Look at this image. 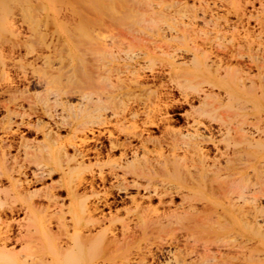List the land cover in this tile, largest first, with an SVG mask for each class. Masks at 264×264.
I'll use <instances>...</instances> for the list:
<instances>
[{"label":"bare ground","instance_id":"1","mask_svg":"<svg viewBox=\"0 0 264 264\" xmlns=\"http://www.w3.org/2000/svg\"><path fill=\"white\" fill-rule=\"evenodd\" d=\"M10 1L14 2L12 0ZM81 1L84 2V4L86 3V0ZM117 1L120 2L121 0ZM133 1L134 0L131 1L132 5ZM164 1L165 0L159 3H153L151 0H143L141 6L142 12H140V9V11H136L139 17L134 23L126 24L124 22V24L123 22H118L117 26L111 27L109 25H113V23L111 24L108 22V25H105L107 22L104 21L105 23L102 24V26L104 25L102 29H99L101 25L100 27L97 26L99 30H95L98 33L94 34V40L91 38V35H89V37L83 31L85 33L84 35H87L89 39L91 38L94 41V44L92 42L93 45L90 43L89 39L88 43L86 42V44L90 43L92 45L91 48L89 47L92 49V57H88L92 59H90V65V62L86 65L87 61L85 58L89 50L87 49L88 51L86 52L85 49L81 51L82 53L85 51L86 54H80L77 58L78 70L76 67V70L67 71L60 69L37 71L36 69V74L32 72V74L35 75L32 80L29 78L30 75H28V99L24 97L25 95L27 96V94H24L26 90H22L24 96L22 94L20 95L27 99L25 100L22 98L21 100L25 102L28 101V104H26L27 102L25 103V106L28 105V116L30 117L39 112L38 114H41V117L44 116L48 118L57 130L66 128L72 135L65 143H62L63 141L60 142L61 140L59 139L60 136L58 137L56 132H53L51 126L44 124L41 120H37L33 125H31L32 123H26L27 126L25 125L24 127H27L28 130L33 128L39 131L42 134L43 141L41 143L38 141V143L35 140L29 139L31 143L27 141L28 145L25 144L24 146L22 145L23 147L21 146V148H24L23 152L26 155V160H24V162L30 159L32 163H34L35 166L33 168L32 177L38 182H42L45 177H50L55 172L58 174L60 173V182L62 180L61 185L66 189V196L71 200L77 199L78 202L80 195H84L81 193L79 194V192H82V190L84 192L86 186L90 188L87 189L88 191H92L94 189L93 185L95 184L94 175L90 176L91 180L89 183L85 180V177L82 176L84 171L87 170L83 167L84 163L90 159L98 162L102 157L109 159L117 153V158L111 160L110 163L108 162V172L105 171L107 173H103L98 169L99 174L97 177L102 186L110 182V189L112 187L115 191L124 195V198L120 199V203L129 202L133 205L134 212L131 217L134 219H132L131 222L134 228L138 229L142 236L154 233L160 234L161 232L162 235H164L166 231L167 233L172 231L171 234H173V232L176 233L175 230L178 229L183 231L182 235H184L182 237H185L182 238L185 241L184 246H186H183V248L179 246L180 242L183 240L180 241L178 239L179 237L176 239L170 234L172 237H169L170 241L168 240L166 245L164 243L165 246L162 245L163 243L157 241L161 243V246L157 244L154 250H145L147 253L142 250L143 253L149 255L150 258L148 256H146V259L143 258L145 255L142 253L143 255H141L142 258L140 256V259H145L147 263L150 262V260L147 261L149 258L151 259V264H264V84L260 86L257 84V82H264V71H262L263 73L261 72V70H264V0H252V2H248L249 4L247 5H250V7H248L250 11L244 6L246 5L245 1H243L244 4L239 0H169L170 3L168 5L163 4ZM166 1L168 2V0ZM17 2L20 3L19 0L16 1V3ZM122 2L124 3L123 0ZM138 2H140V0ZM26 3L29 4L31 2L27 1ZM240 3L244 5L241 6ZM40 4L42 5V3ZM136 4L138 3L136 2ZM136 4L134 6H136ZM256 4H258V7L255 6ZM37 5H39L38 2ZM124 5L122 4V7ZM111 6H113L112 3ZM26 7L28 8V6ZM245 7L248 9V12ZM15 8L18 10L20 9V12L23 9L17 6H15ZM34 8L36 7L34 6ZM38 8L42 7L38 6ZM84 8L83 10L86 9ZM96 8L99 7L97 6ZM109 8L112 9L111 11L113 12V8L110 6ZM109 8L106 9L108 10ZM117 8L120 9L119 6ZM103 9L106 10L105 8ZM110 9L109 12H104H108V15L111 12ZM97 10L98 12H102L100 9ZM128 10L129 9H127L126 12L130 13L131 11L128 12ZM197 11L200 12L197 13ZM57 12H60L59 9ZM82 12L83 11H81V13ZM85 12L86 10L84 11V15L86 14ZM136 12L134 11V13ZM119 13L121 14L122 12ZM5 14L7 16V13ZM229 14L235 17L237 25H240L247 19L246 25L248 26V20H252L253 17H255L254 25L258 27L257 34L255 33L256 35H254L253 29L255 26L251 25L253 28H249L244 25L245 23L243 25L246 28L244 27V29L242 27V36L236 32L234 33L235 27L237 28V26L235 25L233 28L234 22L229 24ZM1 15L2 14H0V16ZM10 15L13 16V14ZM97 15L101 17L103 13ZM116 15H118L117 12ZM245 16L246 18L238 24V21ZM30 18L31 21H35L37 17L34 18L32 16ZM0 19H2V16ZM26 19L29 20L28 18ZM91 20L92 19L89 20V23L92 22ZM31 21L29 22L33 25L34 22ZM112 21L113 20H111V22ZM1 22L0 20V24H2ZM39 22L41 23V21ZM95 22V25H98L97 21ZM47 23L49 22L47 21ZM75 24L78 25L77 23H74V25ZM92 25V30H94V23ZM243 25L241 24V26ZM230 26H232L231 29L234 30L232 33L231 30H229ZM87 27H89V24ZM67 28L70 29V27ZM75 28L77 29V26H75ZM88 30H90V28H88ZM100 30H103V32ZM32 32L34 31H31V33ZM68 32L71 35V33L74 34L75 31ZM68 32L66 33L68 34ZM228 32H230V34ZM33 38H35V36ZM30 41L32 45L35 44L32 40ZM77 42L78 46L82 43V40H77ZM58 43L56 42L57 46L59 45ZM36 44L35 46H39V43L38 45ZM40 44H42V42ZM86 44L83 45L82 43L81 46H86ZM77 52L79 53L80 51ZM81 56L84 58L85 63L80 59ZM140 60H143L146 64L148 63L153 67L158 65L160 68H166V79H171V83L173 80L176 82V84L173 82V85L174 88L177 87L176 89H179L182 93L179 92L182 96V101L174 102L172 99H165L163 104L161 102L162 105L158 103L153 106H151L150 103V105H148V102L145 103L144 101L146 100H144L142 96L146 99L144 94L149 92L151 87L152 89L155 88L154 86L149 87V84L156 83V80L159 81L162 74H160L161 72L156 73L150 71V74L148 73L149 75L146 76L144 75L145 72L135 70L136 67L143 62ZM92 61H94L93 63L95 66L92 64ZM119 62H123V64L120 66L118 65ZM113 64H117L115 68ZM88 65L91 66V70H89L88 67V69L84 68L86 70L82 69L83 66L86 67ZM131 65H135L136 67ZM160 71L163 70L161 69ZM254 71L258 73L257 77L262 73V75L260 74L261 77L263 76V78L260 77L262 80L256 81L257 77L255 76L256 72L253 73ZM112 77H114L113 80ZM30 87L34 91H39V93L36 92L30 95ZM11 89L14 88H8L6 90L8 94H10L8 95L10 98L12 94ZM186 90L193 93L188 95L185 93ZM31 97H33V100H31ZM71 97L75 98L74 100L77 102L75 105H72L73 100L71 101ZM153 99L154 97L152 100ZM3 102L4 101H2V103ZM194 102L198 104L197 107H194ZM58 106L61 107L60 110L56 109ZM183 106H188L189 112H183L180 114L181 117L186 120L189 118L192 120L194 114H196V118H198V116H203L209 119V124L201 128L199 126V128H196L198 124L196 123L193 125L194 122L191 121L192 125L186 127L185 131H174L171 128L174 120L169 115V112L172 113V111L178 109L182 110ZM136 119H139L142 127L141 129L133 127L131 123H129V126L125 125L129 120L135 124ZM18 125H20V123H18ZM108 126L115 127L114 129L117 131L116 136L111 135L112 133L106 129ZM149 128L160 130L162 135L161 138L164 137V140L160 138L158 140L157 137L154 139L148 130ZM200 129L202 130L200 131ZM104 132L108 134L107 143L105 145L100 143V138L104 135ZM86 134H89L90 138H87ZM216 138L220 139L216 140ZM97 142H99L100 147L93 148L95 146L94 143ZM90 143L94 144L91 148H89ZM149 144L158 148H150L151 145L149 147ZM162 144H164V147ZM6 145H4V147ZM4 153L8 152L6 151ZM4 153L0 155V160L3 161V164L4 155H6ZM27 157L29 159H27ZM43 161L47 163L44 164ZM29 163H27V166H33V164ZM21 165L20 167H22ZM24 167H26V165ZM102 168H104V166ZM10 171V174H12V170ZM7 172L9 173V171ZM13 172L16 174L17 171ZM19 174L21 173L19 172ZM9 175L8 179L14 180V178ZM16 181L20 182V179ZM58 181L57 179V182ZM53 185H57V183ZM18 186L19 185H17V187ZM58 186L60 187V185ZM47 187L48 186L45 188ZM49 187L46 193L48 189H50ZM2 188L3 187H1V189ZM40 189H38V191ZM62 189L64 190V188ZM130 191H133L134 195H131ZM4 192L3 188V193ZM16 192V194L19 193L18 191ZM29 192L30 191L27 193ZM33 192H30L31 197L35 194ZM39 192H37V194H39ZM40 194H43V192ZM91 194L89 197H91ZM20 195L18 196L21 197ZM25 196L23 195V197ZM38 196H36V198H38ZM40 196L42 197L43 195ZM82 196L79 199L82 198L81 200L84 201L87 197L85 196V199H83ZM46 198H48L47 200L53 198V194L50 193ZM3 199L4 202H6V199ZM56 199L59 200L57 197ZM175 199L178 201L175 202ZM53 201L54 200L50 203L54 204ZM82 201L79 202L77 207L82 213L86 212L89 216L101 215L102 209H100V207H105L110 215L112 214V208L117 202L114 198L110 203L104 201V204L98 202L87 206L86 203ZM152 201L153 204L154 201L156 202L155 206L152 205ZM13 202L11 201V203ZM33 202L34 201L31 202L32 206ZM60 202H58V204L56 203L58 207L57 205H52L53 208L56 207L60 209V206H63L61 204L62 202ZM34 204L36 205V203ZM37 205L38 208L36 210H40L39 203ZM1 206L2 205H0V207ZM50 206L51 205L48 207L50 208ZM62 209L59 210L60 214ZM75 213H77V210ZM75 213L74 215L76 217ZM110 218L114 220V217L110 216ZM103 219L104 218H94L95 222H92V224L94 223L92 229L99 227ZM91 220H93L92 217ZM91 220L89 219L86 223L91 225ZM106 220L108 222L109 219L107 218ZM122 221L124 222V219ZM126 222L121 224V228H123L120 232L121 236H119L121 238H118L116 234L117 237H107V239H110H108V245L117 247L120 243H125L128 237H130V241H127L131 242V236L127 235H129L132 229H129L127 224L130 221ZM30 224H33L32 220ZM60 228L63 229V227ZM28 230L30 231V228ZM37 231L39 232V229ZM90 232L91 230L87 233L90 234ZM75 234L78 238H82V244L87 242L86 245H89L87 249H85V246L78 247L81 243L78 244V238H76V241L74 240V242H77V248H75V250L78 252L80 251L79 253L82 255L87 254L90 262L93 259L92 257L90 258V253H92L94 249L92 246L95 243L94 239H96V235L90 234V236L84 233L83 236L80 233ZM162 235L161 238H163ZM32 236L33 237H30L34 238L35 235L32 234ZM106 236L109 235L107 234ZM135 237L133 239H135ZM158 237L160 238V236ZM138 238H136V240ZM152 238L151 235V240ZM69 239L73 241L75 238ZM83 239L86 240L83 241ZM189 239H191L192 242L188 241ZM106 240H103L105 244L108 241ZM151 240L149 239V241ZM163 240L166 239L164 238ZM72 241L69 242L72 243ZM97 242H100V240ZM186 242H190L193 245L189 247L186 245ZM91 243L92 245L90 246ZM126 243L127 245L129 244L128 242ZM131 243L133 244L134 241ZM56 244L57 242L55 245ZM148 245L149 244H147V246ZM34 247L35 246H31L28 252L30 251L31 253L32 250H35ZM143 248L144 247L140 249ZM59 249L61 250L60 247ZM99 249L101 250V247ZM72 250L74 249L72 248L71 251H69L72 252ZM107 250H110V253L113 252L112 249ZM64 252L66 254L70 253L67 251V248ZM30 253H28V264L33 262H30L32 259ZM99 253L97 252L95 257ZM105 253L106 252H104V254ZM59 255L62 256L63 252L59 251ZM126 256L122 258L125 259ZM65 257L67 256L65 255ZM103 257H105V255H103ZM141 260H138L139 264ZM65 261L69 264L68 260ZM75 261L79 264L77 259ZM0 262L1 264H6V262L1 259ZM138 262L136 261V263ZM142 262L143 261H141V264H143ZM45 263L48 264L49 262L45 261ZM70 263L72 264V262ZM125 263L126 261L124 263L122 262V264Z\"/></svg>","mask_w":264,"mask_h":264},{"label":"rangeland","instance_id":"2","mask_svg":"<svg viewBox=\"0 0 264 264\" xmlns=\"http://www.w3.org/2000/svg\"><path fill=\"white\" fill-rule=\"evenodd\" d=\"M8 1H6V0H0V12H1L0 14H2L1 15L2 16V19H0L2 21L1 22L2 24H0V30L3 32L2 33L0 31V34L2 33L0 35V44H1L0 45V73H1L0 74V152L1 153H4L6 151L8 152V153H4V154H6V155H4V164H3V161L0 160V172H3V173H0V186L3 187L4 188V191L6 192V193L5 192L3 193V188L1 189V187H0V205H2L0 207V259L2 261H5L6 264H28V253H30V251L28 252V250H30L31 246L32 247L35 246L34 247L35 250H32V252L30 253L32 255V259H31L30 262L33 261L35 264H46L45 261L46 262H49L50 264H67V261H65V260H68L69 264H71L70 262H72V264H77L76 261H75L76 259H77V262L79 264H87L89 262V260H88L89 257H87V254L86 255H82L81 253H79L80 251L78 252V251L75 250V248H77L76 247L77 246L76 243L78 242V244H79L82 241L81 240L82 238H78L75 233H77V234L80 233L82 235L85 233L86 235H88L89 233H87V232L90 231V230H91L90 234H92L94 236L96 235L97 237L95 236V238H96V239H94L95 240V243L92 246V247H94V249L92 250V253H90L91 254L90 255V258L92 257L93 259L88 264H95L96 262L98 264H116L117 261H118L117 264L118 263L119 264H122V262L124 263L125 261H126L127 264H132V263L134 264V263H136V261L138 262V260H141L140 259V256L144 254L143 251L146 252V251H148L150 249L151 250H154L155 247H157L156 245L158 244V246H159L161 243H163L162 245L165 246L166 245V242L168 243V240L170 241L169 237L171 235L174 236L176 239L179 237L178 239L180 241L183 240L182 238H185V237H182L184 235V234L182 235L183 231H180L178 229H176V230L174 229L176 231V233L173 232V234H171L172 231L171 232H168V233H167V231L166 232L164 231L166 233L164 235H162V232L160 234H158V233L151 234L152 237H153L152 240H151V235L150 234L149 235L142 236L141 233H139V230L136 229V228H134V225H132V222H131V220L134 219L133 217H131V215L134 212L133 211L134 210L133 209L134 208L133 205L130 204L129 202H126V203H123V204L120 203V199H123L124 198V195L122 193H120V192L115 191V189L112 188V187L110 189V182H107V184L105 183L104 186L101 185V183H100V181H98V177H97L98 174H99L98 172L101 171L103 173H107L108 170H109L108 164L110 163L111 160H114V159L117 158L116 157L118 155L117 153L113 157H111L109 159H107L105 157H102L98 162H96L93 159L92 160L90 159V160H88V161H86L84 163V166L83 167H85L87 170L84 171V173L82 174V176L85 177V180L89 183L90 180H91L90 176L91 175H94V178H95L94 183L95 184L93 185V188L94 189L92 191L91 190H89V191L87 190V189H90L88 186H86V189L84 190V192H83V190H82V192L80 191L79 194L80 193L81 194H84L83 196L80 195V197L82 196L83 199H85L84 197L86 196L87 198L84 201H82L81 200L82 198L79 199L80 198L79 197L78 198V202H77V199L76 200L75 199L74 200H71V199L68 198V196H66V191H65L66 189H65V187L63 185H61L62 184V180L60 182V179H61L60 178L61 177V174L60 173L58 174L57 172H55L50 177H45L42 182L35 181L34 177H32V172H33V168H34L35 165H34V163H32V161L28 157H27V159H29V160H27L26 162H24V160H26L25 159L26 155L23 152L24 151V148H21L22 145L23 146L25 144L28 145L27 141L29 143H31L30 140H35L37 142L39 141L40 143L43 141V137L41 136L42 134L39 131H37L36 129H33V128H31L30 130H28L27 127H24L26 125V123H32L31 125H33L37 120H41L44 124L51 126L53 132L54 133L56 132V134L58 135V137L60 136L59 139L61 140L60 142L63 141L62 143H65L68 140V138L72 135L66 128H63V129H60V130L58 129L57 130L52 125V123L48 120V118H46L44 116L41 117L40 116L41 114H38L39 112L36 113L37 115L35 114V115L30 116V117L28 116V105L25 106L26 104H28V101H26L27 102L26 103L24 100H21L24 97H27V99H28V92H27L28 91V82L27 81L29 80L28 79V77H29L28 75H30L29 78L32 80L33 76H35L33 74H36L35 73L36 72V69H37V71H39V70H59V69L60 70H63V71L64 70L65 71H67V70H76V69L78 70L79 67L77 66L78 65V63H77L78 59L77 58L79 57L80 54H83V55L86 54V52L88 50L90 51V52L88 51V55L89 56L87 55V57H86V55H85V57L87 58V59L85 58V60L87 61L86 62V65L88 64V62H90L89 63V65H90L91 64V60H92L91 58H88V57L91 56L92 49H90V48L94 44V41H93L94 38H95L94 37L95 36L94 34L95 33H98L95 30L102 29V27H104V25L102 26V24H104L105 22H107L105 25H108V22H110L111 24L113 23V25H109L111 27L117 26L118 22H123V23L125 22L126 24L127 23H134V22H136V20H138V17H139V15H138L137 12L140 11L141 8H142L141 6H142V1L143 0H140V2H138L139 0H134L133 1V5L131 4L132 3L131 2L132 0H123L124 3L122 2V0L121 1L119 0L122 3L118 2L117 0H112L113 2H116V3H113L110 0H103V1H101V0H96V1L95 0H93V1L92 0L91 1L88 0V2L86 0L85 1L86 2L85 4L81 0L80 1L79 0L78 1H76V0H64V1L63 0H45V2H44V0H38V1H36V0H19L20 3H18V2L16 3V1H18V0H12L14 2H11L10 0H8ZM27 1L28 2H31V3H29L30 6L32 4L31 8H30L29 4L26 3ZM151 1H153V3H159V2H161L163 0H151ZM165 1H164L163 4H167L168 5L170 3L169 0H168V2L167 1L165 2ZM239 1L240 2L245 1L246 5H244L245 4L244 2H243L244 4L240 3V5L241 6L244 5L247 8L250 7V5H247V4H249L248 2H252V0H247V2H246V0H242V1L239 0ZM37 2H38L39 5H37ZM106 2H108V3H106ZM136 2L138 4H136ZM34 3H35V5H34ZM40 3H42V5ZM88 3H89V5H88ZM91 3H94V4H91ZM111 3H112L113 6H111ZM107 4H109V5H107ZM122 4L123 5L125 4V5L122 7ZM135 4H136V6H134ZM94 5H95V7H94ZM96 5L99 8H96L97 7ZM15 6H17L18 8L20 7L21 9L23 8L21 10L22 13L19 11L20 9L18 10L17 8H15ZM26 6H28V8ZM34 6L37 8V10H36V8H34ZM38 6L39 7L41 6L42 8H38ZM109 6L113 8V12L111 11L112 9L109 8ZM116 6L117 7L119 6L120 9H118ZM129 6H132V7H129ZM255 6L258 7V4H256ZM3 7L4 8L7 7V8L4 9ZM57 7H58V9H59L60 12H57V10H58ZM82 7L83 8L84 7L86 8V9L84 8L86 10V12H85L86 14L85 15H84V11L85 10H83ZM135 7H137V8H135ZM29 8H30V10H29ZM32 8H34V9H32ZM103 8H105V9L106 8H109L111 12L107 15V13L109 12V9L108 10L107 9L104 10ZM115 8H117V9H115ZM247 8H246V11L248 12V9L249 8L248 9ZM1 9H2V11H1ZM97 9H100L102 12H98ZM127 9H129L128 12L129 11H131V12L130 13H127L126 12ZM131 9L132 10L133 9H136V10H133V12H132ZM114 10H115V14H114ZM81 11H83L82 12L83 14L81 13ZM104 11H108V12H104ZM134 11L135 12L137 11V12L134 13ZM249 11H250V9H249ZM116 12H117L118 15H116ZM119 12H122L123 15H122V13L120 14ZM124 12H126V13H124ZM140 12H142V10ZM140 12H139V14H140ZM199 12L200 11H197V13H199ZM5 13H7V16L8 17L6 16ZM99 13H101V14L103 13V15H101V17H99V15H97ZM104 13H105V15H104ZM10 14H13V16L10 15ZM70 14H72V15H70ZM95 14L97 15V17H96ZM82 15H84V16H82ZM88 15H92V16H88ZM32 16L34 18L37 17L36 20L34 19L35 21H33V20L31 21V18L30 17H32ZM102 16L104 17V19H103ZM229 16H230V14L228 15V17ZM26 18H28V19L30 18V19L27 20ZM97 18L98 19L100 18V19L98 20ZM245 18H246V16L244 18L242 17L238 21V24H240L239 22L243 21ZM254 18L255 17H253L252 20L251 19L248 20V22H249L248 26L246 25L247 24L246 23L247 22V19L245 20V22H242L241 24L243 25L245 23L244 25L246 27L253 28L252 26H255L254 25L255 24ZM90 19H92L91 20L92 21L91 23H89L90 22L89 21ZM229 19H230L229 24L234 22L233 23V28H234L235 25L237 26V28L235 27V31L231 29L232 26L229 27V30H231V33L234 31V33L236 32L237 34H239V35L241 34L240 36H242L243 35V33H242L243 30L242 29L245 26L244 25L241 26V24L240 25H237V22L235 21V17L233 15H231L228 18V20ZM233 19H234V21H233ZM22 20H24L25 22L22 21ZM86 20H87V22H86ZM111 20H113V21L111 22ZM29 21L34 22V24L31 25V23ZM39 21H41V23ZM47 21L49 23H47ZM95 21H97V24L98 25H95V23H96ZM35 22H36V24H35ZM42 22L45 23V24H43ZM71 22H73V23H71ZM85 22H86L87 25L89 24V27H87V25L85 24ZM74 23H77L78 25H76V24L74 25ZM93 23L95 25V27H94L95 29L93 28L94 30H92V26H93L92 24ZM47 24H48V26H47ZM100 25H101V27H100ZM75 26H77V29L75 28ZM97 26H99L100 28L98 29ZM67 27H70V29L67 28ZM239 27L241 28V30H240ZM28 28H29V30H28ZM66 28H67V30H66ZM88 28H90L91 31L88 30ZM255 28H257V29H255ZM253 30H254V35H256L257 34L258 27L255 26ZM31 31H34V32L31 33ZM68 31H70V32H74L75 31V32H74V34L71 33V35H70ZM79 31H81V32H79ZM83 31L88 36L91 35V38L93 40L91 38L89 39L90 36L88 37L87 35H84L85 33ZM100 31L103 32V30H100ZM66 32H68V34ZM102 32H101V34H102ZM36 33H38V34H36ZM228 33L230 34V32H228ZM30 35H31L32 38L30 37ZM33 35L35 36L36 40H35V38H33L34 37ZM69 35H70V38H69ZM37 37H39V38H37ZM75 38L76 39L78 38L77 40H79V41L82 40L83 45H85L86 42L88 43V39H89L90 43L92 44V42H93V44L91 45L89 43V44H86V46H81L82 45V43H81L80 45L77 46V43L78 42H77V40ZM29 39L32 40L33 42H35V44L37 43L36 45H38V43H39V46H35L34 43H33L34 45H32L30 43L31 41ZM38 39H39V41H38ZM42 39H43L44 42L42 41ZM1 41L3 43H6V44H3ZM41 42H42V44H40ZM56 42L57 43L59 42L58 43L59 44L58 46L56 45ZM45 44H46L47 47L45 46ZM14 46H16V47H14ZM38 47H40V48H38ZM51 47H52V49H51ZM81 50L82 51L85 50L86 52L84 51V53H82ZM56 51L59 52V53H57ZM77 51H80L81 53L80 52L78 53ZM82 56L80 57V59L84 61L83 63H85V60H84V58ZM35 57H36V59H35ZM140 61H143V60H140ZM140 61H139V64H140ZM93 62L94 61H92V64H94ZM142 63H144L145 65L142 64ZM121 64H123V62H119L118 65L121 66ZM89 65L86 66V67L83 66L82 69L83 70H86V69L89 68V70H91L90 69L91 66H89ZM116 65L117 64H113L114 68L116 67ZM94 66H95V64H94ZM131 66H135V65H131ZM131 66H130V69H131ZM139 66H137V67L135 66L136 67L135 70H141V72L142 71L145 72L144 75H146V76H148L150 74V71H154L156 73L157 72H159V73L161 72L160 74H162L159 81L156 80L157 81L156 83H152V84L150 83L149 84V87L154 86L155 88L152 89V87H151L150 91L147 92L146 94H144V96L146 97V99L142 96V98L144 100H146V101H144L145 103L148 102L147 103L148 105L151 104V106H153V105L158 104V103L161 104V102L163 104V101H165V99L166 100H168V99L171 100L172 99L174 102H181L182 101L181 100V98H182L181 94L182 93L180 92L179 89H176L177 87L174 88L173 82H175V81L173 80L172 83H171L170 82L171 79H169V78L166 79V77H167L165 75L166 74V72H165V69L166 68H160L158 65H156V66L153 67L152 65H150L148 63L146 64V62H144V61L141 62V64ZM59 67H61V68H59ZM75 67H76V69H75ZM92 67H93V65H92ZM72 68H74V69H72ZM84 68H86V69H84ZM112 69H113V67H112ZM161 69L163 71H160ZM132 70H133V67H132ZM147 70H149V71H147ZM256 71H254L253 73H255ZM262 71H264V70H261V72ZM32 72H33V74H32ZM163 72H165V73H163ZM257 72L255 73L256 74L255 75L256 77H257V74H258ZM262 73H260V74L262 75ZM2 74H3V76H2ZM259 75L256 78V81H259L261 78H263V76L261 77V75L260 76ZM113 79H114V77H112V80ZM168 82H169V84H168ZM261 82H257L258 86L264 84V82L263 83H261ZM259 83H261V84H259ZM174 84H176V82ZM8 88H14V89H11L12 90L11 91V93H12L11 94V98H10V96H8V95H10V94H8V91H6ZM23 89H24V91L26 90V92H24V94H27V96L26 95L25 96L23 95V93H22L23 92L22 91ZM177 90H179V91H177ZM18 91H19V93H18ZM30 91H31V93H29L30 95H33L34 93L37 92V90L34 91L32 88L29 90V92ZM32 91H33V93H32ZM151 92H153V93H151ZM37 93H39V91ZM185 93L189 95V94H191L193 92H189V90L188 91L186 90ZM21 94L24 97L23 96L21 97L20 96ZM12 95H15V96H12ZM168 95H169V97H168ZM148 97H149L150 101H149ZM153 97H154V99L152 100ZM159 97H160V99H159ZM7 98H8V101H7ZM19 98H20V100H19ZM32 98L33 97H31V100H33ZM27 99H25V100H27ZM74 99L75 98L71 97V101L73 100L72 101V103H73L72 105H75L77 103L76 100H74ZM2 101H4V102L2 103ZM20 105H21V107H20ZM1 106H3V107H1ZM197 106H198V104L194 102V107H197ZM56 109L57 110H60L61 107L58 106V107H56ZM25 110H26V112H25ZM188 110H189V107L188 106H183L182 107V110L178 109V110L172 111V113L169 112V115L174 120V123H173L174 125L173 124L171 125V128L174 131H178V130L185 131L186 130V127H188L189 125H192V122H194L193 125L196 124V123L198 124L196 126V128H199V127L201 128V127L206 126V125L209 124V122H208L209 119L204 118L203 116L202 117L201 116H198V118H196L197 117L196 114H194L195 117L193 116L192 120L190 118L188 120H186L185 118H183V117L180 116V114H182L183 112H189ZM18 123H20V125H18ZM129 123L133 124V127L140 128V129L142 128L139 119H136L135 124L132 123L129 120V122H127L125 125L126 126H129ZM6 126H10V127H6ZM7 128H9V129H7ZM114 128L115 127L108 126L106 129L109 130L112 133L111 135L116 136L117 131ZM148 130H149V132L151 133V135H152V137L154 139H156V137H157L158 140H159V138L162 139V140H164V137L161 138L162 135L160 133V130H158L156 128H149ZM201 130L202 129H200V131ZM35 131H36V133H35ZM77 136L79 137L78 134H77ZM86 136H87V138H90V135L89 134H86ZM107 137H108V134L106 132H104V135L100 138V143H102L103 145H105L107 143ZM2 139H3V141H2ZM217 139H220V138H216V140ZM37 142H33V143H37ZM94 144H95V146H94ZM94 144L93 143H90L89 148H91L93 146H94L93 148L100 147L99 142L94 143ZM4 145H6V146L4 147ZM13 145H15V146H13ZM150 145L151 144H149V147H150ZM162 146L164 147V144H162ZM150 148H155V147H153V145H151ZM156 148H158V147H156ZM209 148H210V146H209ZM1 153H0V155H1ZM10 160H12V161H10ZM28 161L31 164H33V166H31V165L27 166L28 165L27 163H29ZM43 163L46 164L47 162L46 161H43ZM101 163H102V165H101ZM20 165L22 167H20ZM23 165L24 166L26 165V167H24ZM12 166H13L14 170H13ZM103 166H104V168H102ZM29 169H31L32 171L29 170ZM98 169H100V170L98 171ZM10 170H12V174H10L11 173ZM7 171H9V173ZM13 171H17L16 174H18V175H16ZM105 171H107V172H105ZM19 172L21 174H19ZM9 174L11 175L12 178H14V180L13 179L12 180H9L8 179L9 178L8 177ZM23 175H25V176H23ZM5 176H6L7 179L5 178ZM1 178H2V180H1ZM19 179H20V182L19 181H16V180H19ZM57 179L59 180L58 182H57ZM51 180H53V181H51ZM52 183L53 184H56L57 183V185H53ZM15 184H17L19 186L17 187V185H15ZM48 184H50V185H48ZM45 185L48 186V187L50 186L49 187L50 189H48V192L47 193H46V190H47L48 187L45 188L46 187ZM58 185H60V187ZM13 186H16V187H13ZM57 186H58V189H57ZM5 188H6L7 191L5 190ZM43 188H45V189H43ZM62 188H64V190ZM38 189H40L39 190L40 192L38 191ZM8 190H10V191H8ZM19 190H21V191H19ZM27 190L30 191V192H33L34 190H36V191L33 192V193H35L34 195H36V196L43 195L42 197L44 199L41 196H40L41 198L38 196V198H40V199H38L33 194H32L33 196L31 197V193L30 192L27 193L28 192ZM16 191H18L19 193L16 194L17 193ZM90 191H91L92 194L90 193ZM37 192H39V194H37ZM42 192H43V194H40ZM7 193H8L9 196L7 195ZM13 193H15V194H13ZM50 193L53 194V198L47 200L48 198H46V197H48L50 195ZM130 193H131V195H134L133 191H130ZM45 194H46V196H45ZM90 194H91V197H89ZM18 195H20L21 197H19ZM23 195L24 196L26 195V196L23 197ZM2 197L6 199V202L7 203L4 202V199ZM56 197L59 198V200L62 203L58 199H56ZM22 198L24 199V201H23ZM114 198L116 199L117 202H116V205H114V207L112 208V214H110V215H109V211L105 207H100V209H102V214L101 215H96V216H89L88 214H86V212L82 213L79 210V208L77 207L80 201L86 203V205L88 206V205H91V204H94V203H98V202H100L101 204H104V201L110 203V202H112V199H114ZM25 199L26 200L28 199V200L26 201ZM36 199H38V200H36ZM40 200H42V201H40ZM52 200H54L53 201L54 204H51L50 203ZM57 200H58V202H60L63 205V206H60V204H59V206L61 207L60 209L63 208L61 210V214L59 212L60 209H57L56 207L53 208V206H52V205H57L58 204ZM1 201H3V202H1ZM11 201L12 202L14 201V202L11 203ZM32 201H34L33 202V206H32V203H31ZM176 201H178V200L175 199V202ZM34 203H36V205ZM38 203H39L40 210L39 209L36 210L38 208L37 207L38 206L37 205ZM48 203H49V205H51L50 208L48 207L49 206ZM155 204H156V202L154 201V204H153V201H152V205L155 206ZM28 206H30V207H28ZM57 207H58V205H57ZM75 207H76V209H75ZM12 209H14V210H12ZM55 209H57L58 212ZM68 209H70L71 211L68 210ZM76 210H77V213H75ZM124 210H126V211H124ZM38 211L39 212L42 211V212L39 213ZM70 212H72V213H70ZM74 213L76 214V217H75ZM72 214H73V216H72ZM52 215L55 216V217L57 216V217L55 218ZM83 216H85V217H83ZM86 216L88 218L90 217L89 218L90 220H91V217H92L93 220L90 221L91 225L88 224V223H86L87 221H89V219ZM110 216L111 217H114L113 218L114 220H112V218H110ZM73 218H74V221H73ZM94 218H97V219L104 218V219L102 220L101 225L99 227H96V228L92 229V226L94 224V223L92 224V222H95ZM107 218L109 219L108 222L106 220ZM126 218H128V219H126ZM123 219H124V222L122 221ZM31 220H32V223H33L32 225L30 224L31 223ZM111 220L114 221V222H112ZM125 220L127 222L128 221H130V222L127 223ZM122 222L123 223L126 222L128 224V226H129V229H132V230H130L129 235H127V236H131V242L134 241V243L132 244L131 242H129L130 241L129 240L130 237H128L127 240H129V241L126 240L125 243L124 242L123 243H120V245L117 246V247H113V246L108 245V242L110 240L109 238H111L113 236H116V235L118 236V238H121L119 236H121L120 235V232L123 230V228H121V224H123ZM57 225H60V226H57ZM124 225H126V224H124ZM28 227L30 228V231L28 230L29 229ZM34 227L36 229L38 228L39 229V232L42 233L43 235L40 234L37 231L38 229L36 230ZM60 227H63V229L60 228ZM115 227H116V229H115ZM32 228L35 229V230H33ZM46 228H48V229H46ZM74 229H76V230H74ZM49 230H51L52 232L49 231ZM25 231H26V233H25ZM29 233H31V234H29ZM35 233H37V234H35ZM24 234H26V235H24ZM32 234H34L38 238H36L35 236H34V238H31V237H33ZM105 234L106 235L108 234L109 236H106ZM40 235L41 236H44V237H41ZM99 235H101V236H99ZM137 235H139V236H137ZM161 235L163 236V238H161ZM53 236L56 237L57 239L54 238ZM158 236H160V238ZM68 237L69 238H75V239H73V241H72ZM107 237H109L108 238L109 240L107 239ZM134 237H135V239H133ZM138 237H140V238H138ZM76 238H78L77 239V242H74V240L76 241ZM136 238H138V239L136 240ZM164 238L167 241L166 240H163ZM20 239H22V240H20ZM37 239H39L40 241L37 240ZM61 239H63V240H61ZM149 239L151 241H149ZM84 240H86V239H83V241ZM99 240H100V242H97ZM103 240H106L107 241V243H106L107 245L104 243ZM179 240H177V241H179ZM69 241H72V243L69 242ZM157 241H159L161 243H159ZM188 241L192 242L191 239H189ZM28 242H32V243H28ZM56 242H57V244L55 245ZM126 242H128L129 244L127 245ZM145 242L147 244H149V245L147 246V244ZM190 242H186V245H188L189 247H191L193 245ZM82 243L80 244V246L78 245V247L85 246V249H87V247L89 246V245H86L87 242L84 243V244H82ZM164 243H165V245H164ZM144 244H146V245H144ZM91 245H92V243L90 244V246ZM184 245H185V241L183 240V241L180 242L179 246H180V248H183ZM28 246H30V247H28ZM146 246L147 247H150V248H147ZM56 247H58V248H56ZM59 247L61 248V250L59 249ZM70 247H71V249L72 248L74 249V250H72L73 253L70 252L71 251ZM100 247H101V250L99 249ZM142 247H144L145 249L144 248L143 249H140ZM184 247H186V246H184ZM66 248H67V251L70 252L71 254L70 253H67L66 254L64 252V250H66ZM97 249L100 250V251H98ZM104 249H106V250H104ZM107 249H112L113 252L110 253L111 251L110 250L108 251ZM59 251L60 252L62 251L64 256L63 255L60 256L59 255ZM97 252L98 253L100 252V253L95 257V255L97 254ZM104 252H106V253L104 254ZM107 253H109V254H107ZM146 253L144 254L145 256H143V258H145V259H146V256L149 257V255H147ZM65 255L67 257H65ZM103 255H105V257H103ZM137 255H139V256H137ZM124 256H126L125 259L122 258ZM141 258H142V256H141ZM149 258L147 259V261L150 260V262L147 263L145 259H142L141 260V261H143L142 263L143 264H145V263L146 264H151L152 262H151V259H149ZM129 261H130V263H129ZM141 261H140V264H141ZM0 264H1V262H0ZM136 264H139V262L136 263Z\"/></svg>","mask_w":264,"mask_h":264}]
</instances>
